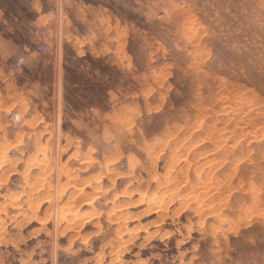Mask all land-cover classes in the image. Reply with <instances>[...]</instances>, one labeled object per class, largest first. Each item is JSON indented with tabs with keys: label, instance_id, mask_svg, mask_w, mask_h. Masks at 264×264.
I'll list each match as a JSON object with an SVG mask.
<instances>
[{
	"label": "rangeland",
	"instance_id": "374dc122",
	"mask_svg": "<svg viewBox=\"0 0 264 264\" xmlns=\"http://www.w3.org/2000/svg\"><path fill=\"white\" fill-rule=\"evenodd\" d=\"M0 264H264V0H0Z\"/></svg>",
	"mask_w": 264,
	"mask_h": 264
},
{
	"label": "built area",
	"instance_id": "2783aa9c",
	"mask_svg": "<svg viewBox=\"0 0 264 264\" xmlns=\"http://www.w3.org/2000/svg\"><path fill=\"white\" fill-rule=\"evenodd\" d=\"M37 50H38V51H44V50H45V45H44L43 43L39 44V45L37 46ZM22 62H23V57H21V56L17 57V58L11 63L10 69H11L12 71H17V70L20 68Z\"/></svg>",
	"mask_w": 264,
	"mask_h": 264
},
{
	"label": "bare ground",
	"instance_id": "6f19581e",
	"mask_svg": "<svg viewBox=\"0 0 264 264\" xmlns=\"http://www.w3.org/2000/svg\"><path fill=\"white\" fill-rule=\"evenodd\" d=\"M216 144V143H215ZM231 146V145H230ZM216 149V148H215ZM218 149V148H217ZM211 151V150H210ZM203 156V155H202ZM207 156V155H206ZM200 158V157H199ZM219 158V157H218ZM216 160V159H215ZM218 160V159H217ZM210 162V161H209ZM217 165V164H216Z\"/></svg>",
	"mask_w": 264,
	"mask_h": 264
}]
</instances>
